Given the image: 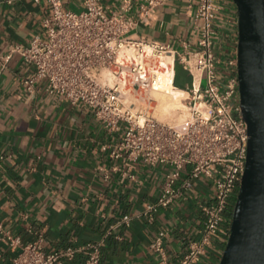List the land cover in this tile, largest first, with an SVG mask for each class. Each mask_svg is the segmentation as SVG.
Returning a JSON list of instances; mask_svg holds the SVG:
<instances>
[{
  "label": "built area",
  "instance_id": "built-area-1",
  "mask_svg": "<svg viewBox=\"0 0 264 264\" xmlns=\"http://www.w3.org/2000/svg\"><path fill=\"white\" fill-rule=\"evenodd\" d=\"M46 1L50 13L41 22V33L26 45L11 46L0 57L1 67L12 53H18L33 67L32 75L23 80L24 91H32L44 80L48 94L60 96L72 106L88 107L112 135L110 141L100 145V151L120 163L130 179H134L130 172L137 163L168 167L156 200L142 211L148 218L158 208L186 199L197 179H208L212 195L198 202L204 226L197 239L187 242L176 263L198 264L214 237L222 234L227 240L232 212H226L238 191L247 154L236 56L222 60L216 51L225 0H181L188 10L194 8L196 31L194 40H182L181 50L169 43L130 36L141 19L167 0H119L114 10L101 0H82L83 8L77 11L65 9L63 0ZM122 50L128 54L124 62H119ZM166 55L171 56L166 69L172 71V83L176 62L192 77L189 87H177L186 94L182 97L186 116L176 124L159 121L145 108L126 105L123 100L127 85L133 90L154 85L157 77L148 66L149 60ZM222 63L231 68L225 78ZM34 233V240L23 242L0 222V241L16 251L13 264H64L78 251L85 253L84 264L100 262L102 241L46 250L43 232ZM164 236L161 229L150 243L158 257L153 264L167 263Z\"/></svg>",
  "mask_w": 264,
  "mask_h": 264
},
{
  "label": "crops",
  "instance_id": "crops-1",
  "mask_svg": "<svg viewBox=\"0 0 264 264\" xmlns=\"http://www.w3.org/2000/svg\"><path fill=\"white\" fill-rule=\"evenodd\" d=\"M101 3L114 10L119 0ZM223 5L216 51L225 60L236 56L237 15L231 0ZM63 6L83 8L82 0H63ZM49 13L46 0H0V57L41 33ZM193 14L184 1L167 0L141 19L130 36L181 50L182 40L196 37ZM220 66L225 78L231 68ZM32 73L18 53L3 68L0 64V222L23 242L42 231L46 250L102 241L99 264H153L158 257L150 243L163 229L166 264H176L204 226L198 202L212 195L210 181L197 179L186 199L158 208L151 219L143 215L145 205L156 200L168 167L137 163L130 179L120 163L100 151L112 135L92 111L48 94L44 80L24 91L23 80ZM191 81L190 72L176 62L173 84L186 88ZM225 242L222 234L214 237L198 264H218ZM15 253L0 241V264H13ZM84 262L85 253L78 251L64 264Z\"/></svg>",
  "mask_w": 264,
  "mask_h": 264
},
{
  "label": "water",
  "instance_id": "water-1",
  "mask_svg": "<svg viewBox=\"0 0 264 264\" xmlns=\"http://www.w3.org/2000/svg\"><path fill=\"white\" fill-rule=\"evenodd\" d=\"M231 1L237 15L236 74L248 140L218 264H264V0Z\"/></svg>",
  "mask_w": 264,
  "mask_h": 264
},
{
  "label": "rangeland",
  "instance_id": "rangeland-1",
  "mask_svg": "<svg viewBox=\"0 0 264 264\" xmlns=\"http://www.w3.org/2000/svg\"><path fill=\"white\" fill-rule=\"evenodd\" d=\"M123 52H127L124 50ZM128 53V52H127ZM157 66V58L149 60L148 66ZM156 73L161 77V88L162 92H154L151 91L149 87L147 89L144 88H135L134 90L130 88L129 85L126 86L125 90L127 93L123 96V100L125 101L126 105L132 107H143L146 109L147 113L159 121L166 122L169 124H176L182 120V118L186 114V109L184 107L179 108L177 111L173 112L172 114H166L163 110L164 107L167 106V100L169 97H174L177 94L171 93L169 94V89L165 85V76L168 74H159L156 70ZM181 95V94H180ZM184 94L183 96H185ZM185 105V104H184ZM235 193L233 195V200L230 203V209L232 212L233 205L236 198ZM230 212V213H231Z\"/></svg>",
  "mask_w": 264,
  "mask_h": 264
},
{
  "label": "bare ground",
  "instance_id": "bare-ground-1",
  "mask_svg": "<svg viewBox=\"0 0 264 264\" xmlns=\"http://www.w3.org/2000/svg\"><path fill=\"white\" fill-rule=\"evenodd\" d=\"M124 50H122L117 57V60L119 62H124L126 57H127V52H123ZM157 58V66L155 67L154 65L151 67V71L156 73V70L158 71L159 74H168L167 76H165V79H163L165 81V85L166 87L169 89V94L174 93L177 94L174 97H169L167 102V106L164 107V112L166 114H172L173 112L177 111L179 108L184 107L185 105L182 101V97L185 93H183L179 88L175 87V85L172 83L171 81V75H172V71L171 70H167L166 67L168 65V62L171 61V56L170 55H166V56H161V57H156ZM155 58V59H156ZM156 77L157 80L154 83V85L152 87H150L151 91L154 92H162L160 85H161V77L156 73ZM181 94V95H180ZM186 109V108H185ZM186 116V114H185Z\"/></svg>",
  "mask_w": 264,
  "mask_h": 264
}]
</instances>
